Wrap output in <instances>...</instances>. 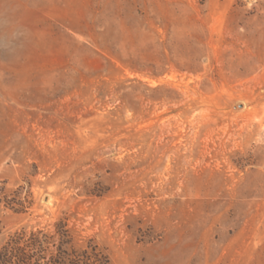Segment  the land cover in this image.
I'll use <instances>...</instances> for the list:
<instances>
[{
	"label": "rangeland",
	"instance_id": "374dc122",
	"mask_svg": "<svg viewBox=\"0 0 264 264\" xmlns=\"http://www.w3.org/2000/svg\"><path fill=\"white\" fill-rule=\"evenodd\" d=\"M62 217L109 264H264V0H0V247Z\"/></svg>",
	"mask_w": 264,
	"mask_h": 264
},
{
	"label": "trees",
	"instance_id": "16d2710c",
	"mask_svg": "<svg viewBox=\"0 0 264 264\" xmlns=\"http://www.w3.org/2000/svg\"><path fill=\"white\" fill-rule=\"evenodd\" d=\"M5 207L23 212V203L3 197ZM66 217L54 223L53 232L43 229L15 231L0 247V264H109L108 258L88 239L77 245Z\"/></svg>",
	"mask_w": 264,
	"mask_h": 264
}]
</instances>
